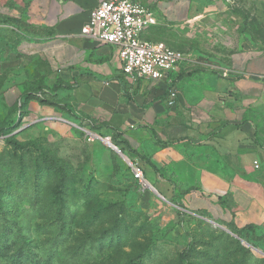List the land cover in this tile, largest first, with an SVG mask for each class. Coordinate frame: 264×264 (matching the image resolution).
<instances>
[{"label": "crops", "instance_id": "crops-1", "mask_svg": "<svg viewBox=\"0 0 264 264\" xmlns=\"http://www.w3.org/2000/svg\"><path fill=\"white\" fill-rule=\"evenodd\" d=\"M100 1L0 0V115H22L17 102L32 91L26 118L81 116L189 210L264 230V49L223 32L198 0H140L157 24L189 27L180 31L188 58L167 79L134 82L117 46L81 33Z\"/></svg>", "mask_w": 264, "mask_h": 264}, {"label": "rangeland", "instance_id": "rangeland-1", "mask_svg": "<svg viewBox=\"0 0 264 264\" xmlns=\"http://www.w3.org/2000/svg\"><path fill=\"white\" fill-rule=\"evenodd\" d=\"M198 2L223 32L264 49L263 0ZM186 29L158 23L145 36L184 50ZM97 135L74 114L0 115V264H264L263 229L193 212L154 185L160 196L117 139Z\"/></svg>", "mask_w": 264, "mask_h": 264}, {"label": "built area", "instance_id": "built-area-1", "mask_svg": "<svg viewBox=\"0 0 264 264\" xmlns=\"http://www.w3.org/2000/svg\"><path fill=\"white\" fill-rule=\"evenodd\" d=\"M157 24L154 10L140 0H101L91 10L81 33L100 43L117 46L123 73L132 81L167 79L187 60L188 53L160 40L144 38V32ZM178 100V90L169 86L167 104ZM135 179L145 180L143 167L131 162ZM255 166L259 167L258 161Z\"/></svg>", "mask_w": 264, "mask_h": 264}, {"label": "trees", "instance_id": "trees-1", "mask_svg": "<svg viewBox=\"0 0 264 264\" xmlns=\"http://www.w3.org/2000/svg\"><path fill=\"white\" fill-rule=\"evenodd\" d=\"M33 96H35V93L34 92H32V91H28L26 94H25V96H24V98H22L21 100H19L18 102H17V106H18V108L20 109V111H22V115L25 113V108H26V106H27V103H28V101H29V99H31ZM44 101V100H43ZM93 127H95L94 125H93ZM3 132V131H2ZM123 151V150H122ZM254 228L255 226H253V225H247V226H245V227H243V228H241V229H244V228Z\"/></svg>", "mask_w": 264, "mask_h": 264}, {"label": "water", "instance_id": "water-1", "mask_svg": "<svg viewBox=\"0 0 264 264\" xmlns=\"http://www.w3.org/2000/svg\"><path fill=\"white\" fill-rule=\"evenodd\" d=\"M99 138H102V137H100L99 135H97ZM102 139H104V138H102ZM108 143L113 147V148H115L116 150H118L119 152H121V150L115 145V144H113V143H111L110 141H108ZM123 154V153H122ZM124 155V154H123ZM131 163V162H130ZM150 187L151 188H153L154 190H155V192H157V194H159L160 196H162L158 191H157V189L154 187V186H152L151 184H150ZM163 197V196H162ZM216 223V222H215ZM218 224V223H217Z\"/></svg>", "mask_w": 264, "mask_h": 264}]
</instances>
